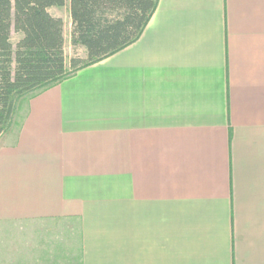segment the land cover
Returning a JSON list of instances; mask_svg holds the SVG:
<instances>
[{
  "label": "crops",
  "instance_id": "crops-1",
  "mask_svg": "<svg viewBox=\"0 0 264 264\" xmlns=\"http://www.w3.org/2000/svg\"><path fill=\"white\" fill-rule=\"evenodd\" d=\"M0 264H264V0H158L30 97L0 144Z\"/></svg>",
  "mask_w": 264,
  "mask_h": 264
},
{
  "label": "trees",
  "instance_id": "trees-1",
  "mask_svg": "<svg viewBox=\"0 0 264 264\" xmlns=\"http://www.w3.org/2000/svg\"><path fill=\"white\" fill-rule=\"evenodd\" d=\"M67 0H0V133L18 98L32 97L77 70L135 42L158 0H70L71 42L86 49L67 64L64 20L50 12ZM13 33L20 39L13 42Z\"/></svg>",
  "mask_w": 264,
  "mask_h": 264
},
{
  "label": "rangeland",
  "instance_id": "rangeland-1",
  "mask_svg": "<svg viewBox=\"0 0 264 264\" xmlns=\"http://www.w3.org/2000/svg\"><path fill=\"white\" fill-rule=\"evenodd\" d=\"M52 13L61 16L64 20V34H65V54L67 59V64L70 67V60L73 56L79 55L81 57H86V49L83 47H74L71 42V32H72V21L70 16V9L67 6L61 8H53ZM21 35L19 33H13L14 44L20 39ZM28 96L18 98L16 102V108L12 119L8 122L4 130L0 133V144L5 141L7 137L14 138L18 132L21 121L27 110V102L29 100Z\"/></svg>",
  "mask_w": 264,
  "mask_h": 264
}]
</instances>
